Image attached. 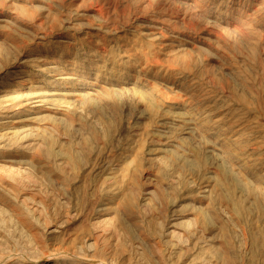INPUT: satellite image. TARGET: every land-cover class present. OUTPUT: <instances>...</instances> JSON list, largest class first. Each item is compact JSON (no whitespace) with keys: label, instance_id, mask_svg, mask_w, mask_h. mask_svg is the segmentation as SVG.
Masks as SVG:
<instances>
[{"label":"rangeland","instance_id":"374dc122","mask_svg":"<svg viewBox=\"0 0 264 264\" xmlns=\"http://www.w3.org/2000/svg\"><path fill=\"white\" fill-rule=\"evenodd\" d=\"M0 264H264V0H0Z\"/></svg>","mask_w":264,"mask_h":264}]
</instances>
